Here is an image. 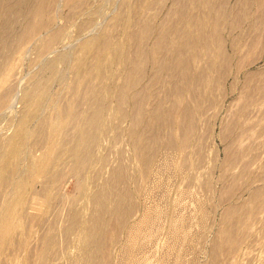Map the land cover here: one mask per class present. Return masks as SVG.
<instances>
[{
    "label": "bare ground",
    "instance_id": "bare-ground-1",
    "mask_svg": "<svg viewBox=\"0 0 264 264\" xmlns=\"http://www.w3.org/2000/svg\"><path fill=\"white\" fill-rule=\"evenodd\" d=\"M106 1L0 0V264H152L195 216L190 264H235L264 242V0Z\"/></svg>",
    "mask_w": 264,
    "mask_h": 264
},
{
    "label": "rangeland",
    "instance_id": "rangeland-1",
    "mask_svg": "<svg viewBox=\"0 0 264 264\" xmlns=\"http://www.w3.org/2000/svg\"><path fill=\"white\" fill-rule=\"evenodd\" d=\"M96 3H100V2H96ZM106 13L107 14H109L108 16H110V15H112L115 11L113 10V9H117V6L118 5H116L115 4V1H112V0H107L106 1ZM115 5H116V7H115ZM113 10V11H112ZM111 12V13H110ZM27 65V64H26ZM261 67H264V57H262L253 67H252V69H258V68H261ZM25 69H24V71L27 73H29L30 74V72L32 71V68L31 67H28V66H25L24 67ZM27 70V71H26ZM27 73V74H28ZM242 76V75H241ZM241 78V77H240ZM58 89L59 88V86L58 85H56L55 86V89ZM208 153H209V148H208ZM68 190H71L72 189V187L70 186V185H68ZM71 188V189H70ZM154 189V188H153ZM155 191V192H154ZM157 191V192H156ZM159 189H154L153 190V192L155 193H153L152 192V194H151V196H152V198H154L153 200H154V202L156 203V204H159L160 203V205H162L163 204V199H161V201H162V204H161V201H160V198H162V197H160L159 198V196L160 195H162L161 193L162 192H160V194H158L159 193ZM158 194V195H157ZM157 195V196H156ZM156 197V198H155ZM159 200V201H158ZM164 205L166 206V203L164 202ZM164 205H162L161 206V208H163V210L164 209H166L167 208V206L165 207ZM167 210V209H166ZM165 211V210H164ZM215 216V217H214ZM219 216H220V213L219 212H216V211H214L213 209H210V214H209V216L207 217V224L206 225H204L203 227L204 228H201V229H203L205 232H207V239L208 238H210L213 234H214V232H215V230H216V228H217V221H218V219H219ZM164 218V217H163ZM215 219L214 221H213V219ZM199 219L200 218H198L197 216H195L194 218H192L190 221H192V223L189 221V223L191 224V229H192V231H191V240H190V242L188 243V241H184V242H180L179 243V246H178V249H177V251H176V248L174 249L175 251H176V253H175V251H172L173 250V248L171 247V243L174 241H172V238L171 239H168V238H170L169 236H168V230H167V225H168V222H164V221H166V219H162V223H165L162 227H163V229H164V233H158L157 235H156V237L157 238H153V239H151V240H148L149 241V243H148V241H147V244L145 243V247H146V249H145V247H143V254H149V256L151 255V260H152V264H154L153 262H156L155 264H176L175 263V261H176V258L177 257H180L181 255V257L183 258V264H190V262H196V263H199L200 261V263H202V262H205L206 260H207V249H208V245H209V241L207 240V246L204 244V243H202V242H200L199 241V235H198V233L196 232V231H198L199 230V223L198 222H200L199 221ZM213 221V222H212ZM194 223H195V225H194ZM215 224V225H214ZM206 228V229H205ZM213 230V231H212ZM210 233H212V234H210ZM160 234H162V235H160ZM209 235H210V237H209ZM159 236V237H158ZM167 236H168V238H167ZM181 237V236H180ZM158 238H161V239H158ZM165 238V239H164ZM154 239H156V240H154ZM158 240H160L159 242H158ZM170 240V241H169ZM261 241H263V240H261ZM152 242V243H151ZM158 242V243H157ZM188 244H187V243ZM155 243H157V244H155ZM174 243V242H173ZM172 243V244H173ZM186 243V244H185ZM202 243V244H201ZM149 244V245H148ZM150 245H152V246H150ZM181 245H182V247H181ZM252 249L251 248H249V249H247L248 250V252L247 251H245V252H242L241 253V257H240V259L238 260L239 262H236L235 264H264V242H253L252 244ZM147 246H150V247H147ZM260 247V248H259ZM201 248V249H200ZM259 248V249H258ZM145 249V250H144ZM255 249H257L258 251H256ZM147 250V251H146ZM146 251V252H145ZM122 248H120V247H118V248H116L115 249V257H114V264H132V259L127 255V254H123L122 255ZM172 252H174L175 254H173L172 255ZM206 252V253H205ZM249 252H251V253H249ZM254 252V253H253ZM151 253V254H150ZM152 253H154V254H152ZM247 253V254H246ZM249 253V254H248ZM156 254V255H155ZM176 254H178V256L176 255ZM245 254V255H244ZM253 254V255H252ZM180 255V256H179ZM249 255H250V257H249ZM260 255V256H259ZM175 256V257H174ZM252 256V257H251ZM256 258H255V257ZM152 257H153V259H152ZM244 257V258H243ZM263 257V258H262ZM250 258V259H249ZM255 258V259H254ZM262 258V259H261ZM184 259H185V261L186 262H184ZM223 259L224 258H222V259H220V261L221 262H223ZM248 259V260H247ZM251 259H253V261L251 260ZM153 260H155V261H153ZM250 260V261H249ZM61 260L59 259L58 261H57V263L56 264H61L62 262H60ZM59 262V263H58ZM225 264H226V262H224ZM51 264H54V263H51ZM62 264H75L74 262H69V263H66V262H63Z\"/></svg>",
    "mask_w": 264,
    "mask_h": 264
},
{
    "label": "crops",
    "instance_id": "crops-1",
    "mask_svg": "<svg viewBox=\"0 0 264 264\" xmlns=\"http://www.w3.org/2000/svg\"><path fill=\"white\" fill-rule=\"evenodd\" d=\"M262 57H264V51H263L261 54H259V56H258V58H257V62H258ZM257 62H256V63H257ZM256 63H255V64H256ZM255 64H254V65H255ZM254 65H253V66H254ZM263 68H264V67L258 68V70H259V71H263ZM254 70H257V69H254Z\"/></svg>",
    "mask_w": 264,
    "mask_h": 264
}]
</instances>
